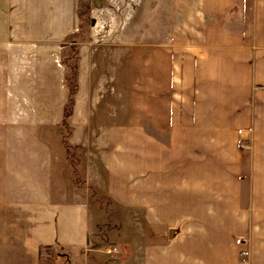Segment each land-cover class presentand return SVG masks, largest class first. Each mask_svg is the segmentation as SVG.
<instances>
[{
    "label": "crops",
    "instance_id": "1",
    "mask_svg": "<svg viewBox=\"0 0 264 264\" xmlns=\"http://www.w3.org/2000/svg\"><path fill=\"white\" fill-rule=\"evenodd\" d=\"M88 1L0 0V264H99L61 134L89 120ZM141 14L106 193L141 212V264H264V0H144Z\"/></svg>",
    "mask_w": 264,
    "mask_h": 264
},
{
    "label": "rangeland",
    "instance_id": "2",
    "mask_svg": "<svg viewBox=\"0 0 264 264\" xmlns=\"http://www.w3.org/2000/svg\"><path fill=\"white\" fill-rule=\"evenodd\" d=\"M143 8L144 0H89L81 5L83 29L77 38L90 41L93 50L89 120L83 128L64 122L61 134L76 198L89 204L90 258L99 264H141V212L120 207L108 197L103 157L108 148L107 128L128 120V45L134 41L130 29L135 20L143 22ZM68 55V62L73 64L74 51ZM31 134L26 129L24 135ZM32 148L33 144H9V150ZM109 248L118 252L110 254L106 252Z\"/></svg>",
    "mask_w": 264,
    "mask_h": 264
},
{
    "label": "built area",
    "instance_id": "3",
    "mask_svg": "<svg viewBox=\"0 0 264 264\" xmlns=\"http://www.w3.org/2000/svg\"><path fill=\"white\" fill-rule=\"evenodd\" d=\"M239 133H241V130H239ZM106 252H109L110 254L118 252L117 248H109L106 250ZM239 264H244V262H240Z\"/></svg>",
    "mask_w": 264,
    "mask_h": 264
},
{
    "label": "trees",
    "instance_id": "4",
    "mask_svg": "<svg viewBox=\"0 0 264 264\" xmlns=\"http://www.w3.org/2000/svg\"><path fill=\"white\" fill-rule=\"evenodd\" d=\"M68 112L67 108H66V113Z\"/></svg>",
    "mask_w": 264,
    "mask_h": 264
}]
</instances>
